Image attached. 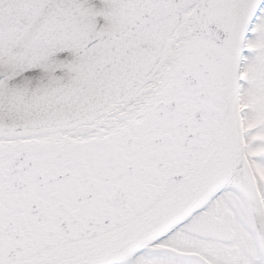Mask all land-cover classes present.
I'll return each instance as SVG.
<instances>
[{"label":"snow or ice","instance_id":"obj_1","mask_svg":"<svg viewBox=\"0 0 264 264\" xmlns=\"http://www.w3.org/2000/svg\"><path fill=\"white\" fill-rule=\"evenodd\" d=\"M0 264H264V0H0Z\"/></svg>","mask_w":264,"mask_h":264}]
</instances>
